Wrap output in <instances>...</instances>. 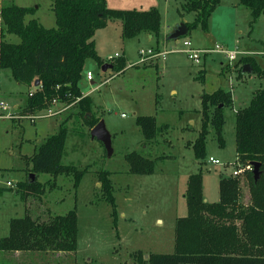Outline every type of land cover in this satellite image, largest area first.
Wrapping results in <instances>:
<instances>
[{
  "label": "rangeland",
  "instance_id": "374dc122",
  "mask_svg": "<svg viewBox=\"0 0 264 264\" xmlns=\"http://www.w3.org/2000/svg\"><path fill=\"white\" fill-rule=\"evenodd\" d=\"M2 3L36 8L33 18L46 28L56 27L53 0H2ZM184 4V0H108L107 5L119 10L157 8L162 15V31L170 37L180 25L195 20L193 13L184 12ZM30 18L32 16L28 20ZM252 22L251 10L241 5L240 0H223L210 19L208 31L194 29L179 38L180 44L171 40L166 48L182 49L184 41L189 40L196 48L239 49L243 53L231 65L220 52L202 54L200 64L181 52L168 55L167 60L139 64V51L156 46V41L124 39L120 20H112L106 29L98 30L95 41L99 55L108 61L118 54L116 60L125 58L127 63L126 70L117 73L113 68L103 71L90 59L81 81L82 90L86 94L93 93L89 96L94 100V111L112 135V156L100 140L92 138L84 120L76 121L74 108L58 116L39 119L36 124L28 117L17 118L36 86L19 84L11 70L0 69V99L15 113L12 119L0 120V174L4 182L10 180L16 184L0 195V238L8 236L10 220L23 217L26 208L44 211V219H49L51 214L65 216L76 210L79 219L77 252L59 256L53 252H0V264H148L152 254L175 253L177 220L188 215L186 194L191 175L203 173L205 201L213 203L220 200L221 178L231 176L237 169L236 113L248 107L255 93L264 87V80L257 74L241 73L248 56L264 64V14ZM212 32L213 38L207 37L206 34ZM6 40L21 41L15 35H7ZM89 70L94 75V84L87 79ZM219 89L233 95V105L224 109L225 145H220L210 127L207 156L201 161L191 145L203 126V96ZM57 106L61 109L65 105ZM70 115L73 117L67 123L70 134L63 163L80 170L88 169V172L78 188L73 175H62L53 189L46 187L45 195L25 200L17 189L19 183L30 178L28 156L57 132L59 123ZM139 116L157 117L158 125L168 128L156 141L148 143L137 124ZM135 151L157 160L154 174L130 173L126 155ZM210 157L222 164H212ZM103 171L111 172L116 216L113 206L103 196L99 182ZM51 179L49 175L39 176L43 184ZM242 191L241 200L249 205L251 196L245 180H242Z\"/></svg>",
  "mask_w": 264,
  "mask_h": 264
},
{
  "label": "trees",
  "instance_id": "16d2710c",
  "mask_svg": "<svg viewBox=\"0 0 264 264\" xmlns=\"http://www.w3.org/2000/svg\"><path fill=\"white\" fill-rule=\"evenodd\" d=\"M184 1V12L195 15L192 23H186L189 34L197 28L208 31L210 19L222 0ZM240 2L251 10L252 23L264 14V0ZM53 9L56 27L46 28L37 18L28 20L29 16L36 14V8L15 3L2 6L0 0V68L11 70L15 81L28 87H34L35 82L40 81L35 91L30 92L32 95H28L20 116H35L51 108L54 101L65 106L74 104L76 121L84 120L92 131L101 117L94 111L93 98L84 96L81 81L88 60L96 61L101 67L108 62L97 51L96 32L107 27L112 20H120L124 39H136L141 34L153 35L157 41L156 49L160 50L162 15L157 8L112 9L107 0H53ZM7 35L18 36L21 41H7ZM246 60L245 65H251L253 74L264 80V64L251 56ZM112 65L117 73H123L127 68L125 58L115 60ZM232 105L230 91L219 89L203 96V126L191 145L198 160L203 161L207 156L210 127L224 147V109ZM236 114L237 164L260 163V179L255 180L254 171L239 177H223L220 180V200L210 203L205 201L203 194V173L191 175L186 194L188 215L177 220L175 253L152 254L148 264H264V87L255 93L248 107ZM71 117L61 121L57 132L46 138L29 158L30 175L35 174L36 180L32 182L29 178L27 182L19 183L17 191L25 200L30 196L45 195L46 187L53 189L62 175H73L78 188L88 172V169L80 170L63 163L70 134L67 123ZM137 124L148 143L156 141L168 128L167 125L159 126L154 116H139ZM126 160L132 174L145 176L156 171L157 160L139 152L126 155ZM43 174L52 179L41 183L39 176ZM242 180L249 188V205H244L241 200ZM99 182L103 196L113 206L116 216L111 172H101ZM10 190L0 188V195ZM43 215L42 210L26 208L23 217L12 218L8 236L0 238V252H53L58 256L77 252L79 219L76 210L65 216L53 217L51 214L49 219H44Z\"/></svg>",
  "mask_w": 264,
  "mask_h": 264
},
{
  "label": "built area",
  "instance_id": "2783aa9c",
  "mask_svg": "<svg viewBox=\"0 0 264 264\" xmlns=\"http://www.w3.org/2000/svg\"><path fill=\"white\" fill-rule=\"evenodd\" d=\"M176 44H180L179 39L176 40ZM179 52L186 54L190 60H192L193 62H195L197 64L201 63L202 54H207L210 52H220V53H223L226 55L230 65H231V63H234L238 59V56L243 53V52H240L239 49L230 51V50H226L220 46H216L215 49H200V48L194 47V45L192 44L191 41L185 40L182 49H179L178 47H175L171 50H167V49L157 50L155 48L141 49L139 51V55H140V63L139 64L148 63L149 60H154V61L166 60L168 55L173 54V53H179ZM117 57H118V54H116L113 57H110L108 59V63H112L113 61H115L117 59ZM87 78L89 81H92L94 79L93 73L88 72ZM29 95H32V93H30ZM59 104H61V103H59L58 101H54L53 106L51 108L44 110L35 116H32V117L30 116L27 119H29L32 123H35L39 119L58 116V115L62 114L64 111L72 108L74 105V104L66 105L63 108L58 109L57 105H59ZM15 110H17V109H15ZM13 114H15L14 109H12L4 101H2L0 99V120L1 119H12ZM123 116H125V115L123 114ZM21 117H23V116H20L18 114L17 118H21ZM209 161L215 165L222 164L218 159H216L214 157H210ZM253 171H254V166L252 164H246L243 166L240 164H237V169H235L233 171L232 175L234 177H239L246 172H253ZM3 179H4V177L0 174V186L10 188V189L16 187V184H14L12 181L8 180V181L4 182Z\"/></svg>",
  "mask_w": 264,
  "mask_h": 264
},
{
  "label": "water",
  "instance_id": "95a60500",
  "mask_svg": "<svg viewBox=\"0 0 264 264\" xmlns=\"http://www.w3.org/2000/svg\"><path fill=\"white\" fill-rule=\"evenodd\" d=\"M189 34V28L186 23L180 25L176 31L170 36L171 40H178L179 38L185 37ZM103 71H107L108 69L113 68L112 64H105L103 67ZM243 73H250L253 74V68L251 67L250 64H246L243 67ZM36 87L40 85V81L37 80L34 84ZM91 136L93 139H98L100 140L105 146L108 151L109 156L113 155V148H112V135L108 131L106 124L104 121H100L91 131ZM254 166V175H255V180L258 181L261 177V164L254 162L252 164ZM30 179L32 182L36 180V175L31 174Z\"/></svg>",
  "mask_w": 264,
  "mask_h": 264
},
{
  "label": "crops",
  "instance_id": "0c3cea01",
  "mask_svg": "<svg viewBox=\"0 0 264 264\" xmlns=\"http://www.w3.org/2000/svg\"><path fill=\"white\" fill-rule=\"evenodd\" d=\"M107 4H108V0H107ZM223 4V0H222V2H221V4H220V6ZM1 5L2 6H4L3 5V3H2V0H1ZM219 6V7H220ZM218 7V8H219ZM217 8V9H218ZM217 11V10H216ZM215 11V12H216ZM215 12H214V14H215ZM213 14V15H214ZM36 15V14H35ZM35 15H34V17H35ZM213 15H212V17H213ZM212 17H211V19H212ZM32 18H33V16H32ZM32 18H30L29 20H31ZM41 23V22H40ZM109 25V24H108ZM108 27V26H107ZM106 27V28H107ZM105 28V29H106ZM123 28V27H122ZM1 31H2V24H1V18H0V40H1ZM98 34V33H97ZM97 34H96V36H97ZM161 34H162V36H163V39H162V41H161V45H160V47H161V49L163 50V49H166L167 48V45H169V43H170V41H171V39H170V37H168V36H166L167 34L166 33H163V31L161 32ZM207 35V37H209V38H213V32L212 33H208V34H206ZM142 39V40H145V41H148L149 43H152V42H154V41H156V39H155V37L153 36V35H149V34H141L139 37H138V39ZM144 38V39H143ZM137 39V38H136ZM96 42V46L98 45L97 44V41H95ZM156 43H157V41H156ZM157 46V45H156ZM156 46H151L150 48H155ZM200 49H207L206 47L205 48H200ZM100 56L105 60V58H104V56H102V54H100ZM167 60V59H166ZM157 61H160V60H157ZM108 62H106V64H107ZM109 64H111V63H109ZM1 69V68H0ZM88 72H91V70H89ZM87 72V73H88ZM86 78V77H85ZM88 79V78H87ZM92 84H94L95 82H94V79L92 80V81H90ZM35 86V85H34ZM33 91H35V89L33 90ZM32 91V92H33ZM82 92H83V94H84V96H89L90 94H93L91 91H90V93H88V94H86L83 90H82ZM172 93L173 94H175L176 93V91L175 90H173L172 91ZM92 96V95H91ZM23 108V107H22ZM22 108H21V110H22ZM21 110L20 111H18V112H21ZM156 120H157V117H156ZM37 122H35V123H33V124H36ZM61 123V122H60ZM59 123V124H60ZM157 123H158V121H157ZM48 138V137H47ZM28 142H32V140H30V139H28L27 140ZM28 157H31V156H28ZM1 170V169H0ZM0 173H2V172H0ZM2 175V174H1ZM3 175H4V173H3ZM145 176H147V175H145ZM4 177V176H3ZM0 188H6V187H3V186H0ZM206 199V198H205ZM207 202H208V200H206ZM124 216H125V214H124ZM159 222H162V220H159ZM15 254H22L21 252H18V253H15Z\"/></svg>",
  "mask_w": 264,
  "mask_h": 264
}]
</instances>
